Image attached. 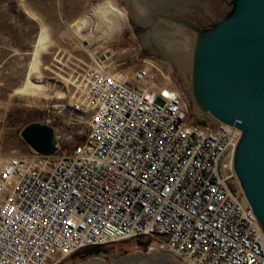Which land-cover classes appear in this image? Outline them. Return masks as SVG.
I'll list each match as a JSON object with an SVG mask.
<instances>
[{
  "label": "built area",
  "instance_id": "built-area-1",
  "mask_svg": "<svg viewBox=\"0 0 264 264\" xmlns=\"http://www.w3.org/2000/svg\"><path fill=\"white\" fill-rule=\"evenodd\" d=\"M72 104L91 115L70 149L0 154V264H55L140 238L188 264H264L234 167L239 127L196 119L154 65L132 78L86 67Z\"/></svg>",
  "mask_w": 264,
  "mask_h": 264
},
{
  "label": "rangeland",
  "instance_id": "rangeland-1",
  "mask_svg": "<svg viewBox=\"0 0 264 264\" xmlns=\"http://www.w3.org/2000/svg\"><path fill=\"white\" fill-rule=\"evenodd\" d=\"M98 7L114 8L104 14L109 27L95 17L93 10ZM42 28L47 40L30 79L36 85L31 92L19 93L17 89L29 82ZM146 65L169 75L170 82L189 98L194 117L207 121V109L197 104L181 70L140 42L124 0H0V154L32 153L18 134L30 121L52 125L62 148L70 149L87 132L91 115L73 109L72 104L83 70L100 67L132 78L137 68ZM151 242L140 238L92 246L57 256L55 264H84L89 258L114 264L157 253Z\"/></svg>",
  "mask_w": 264,
  "mask_h": 264
},
{
  "label": "water",
  "instance_id": "water-1",
  "mask_svg": "<svg viewBox=\"0 0 264 264\" xmlns=\"http://www.w3.org/2000/svg\"><path fill=\"white\" fill-rule=\"evenodd\" d=\"M140 42L183 73L197 104L239 127L234 167L264 232V0H124ZM38 154L60 145L52 125L18 132ZM128 264H187L168 252Z\"/></svg>",
  "mask_w": 264,
  "mask_h": 264
},
{
  "label": "bare ground",
  "instance_id": "bare-ground-1",
  "mask_svg": "<svg viewBox=\"0 0 264 264\" xmlns=\"http://www.w3.org/2000/svg\"><path fill=\"white\" fill-rule=\"evenodd\" d=\"M93 11H94L95 17L98 19V22H100L101 24L105 25L106 27L110 26L111 22L107 18L104 17V14L106 15L108 13L113 12L114 11L113 7H110V9L109 8L98 7L96 9H94ZM46 40H47V34H46L44 28H42V30H41V32H40V34L38 36V39L35 42V50L33 51V62H31V64H30L29 73H28V81L29 82H27L24 86L18 88L17 92H19V93H28V92H31L33 90V88L35 87L36 84L30 81L31 74L33 72V69L36 68V60L38 58L39 53L43 49L44 44L46 43ZM137 258H140V257H135L133 259H130V257L125 258V259H119L114 264H128V263L136 260ZM84 264H106V263L104 261L100 262V258H89V260L87 262H85Z\"/></svg>",
  "mask_w": 264,
  "mask_h": 264
}]
</instances>
